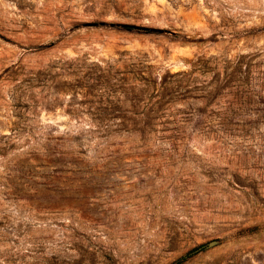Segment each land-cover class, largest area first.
I'll use <instances>...</instances> for the list:
<instances>
[{
    "label": "rangeland",
    "instance_id": "1",
    "mask_svg": "<svg viewBox=\"0 0 264 264\" xmlns=\"http://www.w3.org/2000/svg\"><path fill=\"white\" fill-rule=\"evenodd\" d=\"M203 243L264 264V0H0V264Z\"/></svg>",
    "mask_w": 264,
    "mask_h": 264
},
{
    "label": "trees",
    "instance_id": "2",
    "mask_svg": "<svg viewBox=\"0 0 264 264\" xmlns=\"http://www.w3.org/2000/svg\"><path fill=\"white\" fill-rule=\"evenodd\" d=\"M171 101V100H169ZM144 120L146 122V125H148L150 123V116L147 115L146 117H144ZM146 128L145 129H142V133L145 135L146 134ZM258 229L257 226H252V227H248L246 228L244 231L245 232H253V231H256ZM205 244H200L196 247H194L192 250L188 251L187 254H185L183 257L173 261L172 263L170 264H183L184 262H186L188 259H190L192 256H194L195 254H197L200 250H202L204 248Z\"/></svg>",
    "mask_w": 264,
    "mask_h": 264
},
{
    "label": "water",
    "instance_id": "3",
    "mask_svg": "<svg viewBox=\"0 0 264 264\" xmlns=\"http://www.w3.org/2000/svg\"><path fill=\"white\" fill-rule=\"evenodd\" d=\"M217 243V241H211L210 243H209V246H211V245H215Z\"/></svg>",
    "mask_w": 264,
    "mask_h": 264
}]
</instances>
